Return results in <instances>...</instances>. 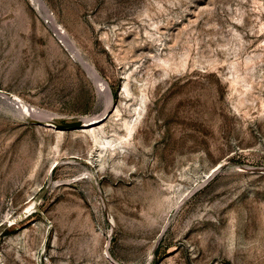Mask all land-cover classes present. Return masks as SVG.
Instances as JSON below:
<instances>
[{
	"label": "rangeland",
	"instance_id": "obj_1",
	"mask_svg": "<svg viewBox=\"0 0 264 264\" xmlns=\"http://www.w3.org/2000/svg\"><path fill=\"white\" fill-rule=\"evenodd\" d=\"M41 1L0 0V264H264V0Z\"/></svg>",
	"mask_w": 264,
	"mask_h": 264
},
{
	"label": "bare ground",
	"instance_id": "obj_2",
	"mask_svg": "<svg viewBox=\"0 0 264 264\" xmlns=\"http://www.w3.org/2000/svg\"><path fill=\"white\" fill-rule=\"evenodd\" d=\"M36 3H37V6L39 9H42L43 11L46 10V7L44 5V3L41 1V0H35ZM61 34V32H59ZM64 37V36H63ZM84 67L86 68L87 70V73L89 75H91L92 77L94 78H98L99 75L96 71V69L94 68L93 65H91L90 63H87L85 61L82 62ZM100 82V81H99ZM100 91L103 92V94L105 95V98L107 99V102L110 103L111 102V99H110V95H109V92L106 88V85L105 84H100ZM4 98L8 101H10V103L18 110L19 113L22 114L23 113H26V115L28 116H32L35 114L36 112V109L35 108H32V107H28L26 106L25 104H23L21 102V100L17 97V96H14L13 94H10V93H4ZM103 121V117L100 116L98 118H84L83 120V125H81L80 127L82 128H87L89 129L92 133H93V127H95L96 125L100 124L101 122ZM46 125L48 126H54L52 123H46ZM128 130H130L131 128L130 127H127ZM96 142H98L99 144H101V142L97 141V139H95ZM35 202H33L32 204H29L27 207H26V210L24 211L25 215L29 214V212H32V210L35 208ZM23 217L22 214H20L17 218H11L9 219L8 217L6 218L7 221L5 222L6 224L9 223L10 226H13V225H16V222L17 220L21 219ZM4 227V226H3ZM107 256L106 259L109 258L108 254L106 253L105 254ZM111 262V261H110ZM114 264V263H113Z\"/></svg>",
	"mask_w": 264,
	"mask_h": 264
},
{
	"label": "water",
	"instance_id": "obj_3",
	"mask_svg": "<svg viewBox=\"0 0 264 264\" xmlns=\"http://www.w3.org/2000/svg\"><path fill=\"white\" fill-rule=\"evenodd\" d=\"M83 120L84 119H78V120H69V121H64V123L70 127H78V126H81L83 125Z\"/></svg>",
	"mask_w": 264,
	"mask_h": 264
}]
</instances>
